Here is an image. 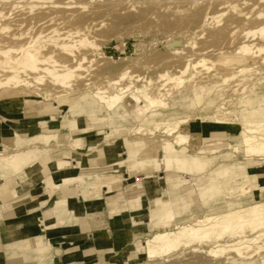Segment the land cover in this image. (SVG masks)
I'll return each instance as SVG.
<instances>
[{"label": "rangeland", "instance_id": "1", "mask_svg": "<svg viewBox=\"0 0 264 264\" xmlns=\"http://www.w3.org/2000/svg\"><path fill=\"white\" fill-rule=\"evenodd\" d=\"M17 1L23 2L25 0ZM41 1L43 3L36 6L34 11H31L30 6L24 3L16 6L0 3V12L5 16L0 18V48L11 49L9 61L13 65H20L23 53L22 48H27L30 43L38 38L39 45L43 48L44 54L50 52L49 50L51 48L47 45V36H49V32L53 28H58L63 32L88 27L87 38L91 41H95L97 46L100 45V49L94 50L93 48L84 47L76 49V53L79 55L82 53L87 54L91 62L85 63L84 66L87 69L82 72L85 77L73 82L75 86L73 85L71 87L72 89L55 86L50 83L48 79H45L42 83H34L32 86L22 85L19 88H16L15 84L9 86V89H17L21 92L15 95H2V89L0 87V114L3 115V117H0V151L3 150L1 149L3 146L4 149L14 148L13 138L18 133L22 139L28 140L29 143L31 141L32 147L36 146V148H39L36 156L32 159L33 161L46 152V149H44L40 143L34 144V138L39 135L47 134L48 132L56 133L58 134L57 141H54L52 144L58 145V147L52 149L54 152L61 151L59 159L68 163V167H66L65 170L66 173H64L65 176H86L82 175L81 171L76 168L78 159L81 157L80 155L85 152L87 154L85 160L87 161V159L98 152L101 155L100 157L103 158L104 164H107L109 160V165L108 167L106 165L104 168H100L97 173L100 174V176L111 174L110 176H112L113 183L119 184V177H116V174H119L120 171L130 169L128 153L125 150L118 151L111 149L112 151H107L105 145L109 143L116 145L117 143L127 142L129 140L137 143L142 141L143 145H141V147L144 145L146 147H144L140 154V159L156 158L157 161L154 164L158 165V163H160V168L155 169L153 165H150L145 168L137 167L134 171L141 173L139 179H144L149 174L151 176L153 174L156 180L159 177L164 178L161 183L165 184V189L157 195L160 201L156 202L154 205L151 202V208L147 205V199L145 200L142 197L141 204L143 206V211L139 213L140 219L136 220L137 222L127 223L125 229L127 228L129 230L126 231V233L125 229L120 227L124 230V233L120 234L116 240L111 241V246L108 247L107 250L102 251L98 257L64 259V261H60L59 259H55V257L53 258L50 252L49 254L47 253V256H49L48 260L46 262H41V264L52 262H54V264H220L224 260L227 263L228 261L226 259L234 255L228 251L218 258H212L201 251L192 252V248L188 247L168 257L149 260L142 250L145 246L146 238L151 235V232L160 231L163 229V226L173 228L176 224L189 222L193 220L194 217H203L206 213H220L228 209V204L231 201L242 203V205L245 206L252 204L256 199L264 202V157H246L241 145H239V151H235L233 147L228 148L227 143L232 144V146L238 145V143L240 144V126L236 123L232 125L229 124L231 119L235 120L233 115H228V122L226 121L227 123L223 122L222 124L217 123L212 117L213 114H218V116L225 115V103L229 101V98H227V92H225V83L222 81L218 82L216 80L217 84L209 85L215 83V80L211 81L210 75L214 74L216 71L222 72V74L225 75V69H229L232 64L224 62V60L226 57H231L232 55L223 52H225V48H233L234 44L237 43V40H232V42H234L232 44L230 41L232 38L228 39L224 34L225 22L229 18V15L225 12V6L216 7V3L211 0H121V2L120 0ZM68 2L76 4L59 5L60 3ZM177 7H180V14L174 13V9ZM239 8L247 11L246 6H241ZM204 10L216 11V19L213 20V22L210 20L211 23H209H213L211 26L209 24L207 28L203 29L199 27V29L198 26H201L204 21ZM55 13H57V15ZM71 13H73L75 17L71 21H68L65 17ZM51 14L58 16V19L54 22H48L49 19L45 17ZM192 14H196V16L193 17ZM241 26L240 30L247 32L253 31L256 27L252 22ZM235 38L234 36V39ZM253 39L254 37L251 38V40ZM172 40L175 41L169 44ZM212 49L217 52H210V50L214 51ZM97 51L99 53H96ZM202 51H205L206 54ZM100 53H102L103 56ZM55 55L61 60L67 57L59 53H55ZM188 59L195 62L205 59L206 63L205 65L198 66L196 69L197 73L195 74L197 78L195 80L184 83L180 88L175 87L174 89L172 84L165 87H171L172 90V95L166 99L168 108H156L160 111V115L155 117L154 120L156 119V121L160 120L159 122H162L171 120L172 117H174L175 120H189L185 121L187 123L181 125L182 127L192 126L191 130H187L190 133L189 142L182 144V146L177 145L176 147L178 150L185 149L188 156H191L190 159H192L193 162L188 161L183 164L174 163L172 166L168 167L167 170L162 161L164 152L161 145L164 143V139L169 138L173 140L174 137H168L167 134L164 133L165 127L162 125L159 126L158 131L154 123L149 124L148 121H145L147 123L138 121L132 114L130 117L124 118H120L117 115L114 121L113 119L105 118L106 113L104 106L86 93V91L90 90L92 87L89 86V88L86 83L92 82L94 87H103L105 86V76L106 78H116L123 70H127L125 68H128L127 71L130 70L129 72L131 74L135 76L140 75V77H142V80L136 82V84L143 85L149 80H152L154 87L163 83L159 81V74L166 73V71L169 73H177L179 70L178 68L183 66ZM19 72V74H16L18 78H26L28 76V73L23 70ZM12 75L14 74L10 70L1 72L2 79H5L6 76L12 77ZM129 81V79H126L123 81L124 83H122L129 84ZM193 82L209 85V87H207V95L203 97L201 104L198 103L191 91L192 85L190 84ZM230 84H232V86L234 85L232 81L229 82V85ZM76 86H79L80 89ZM86 86L88 89H86ZM45 90H50L49 93L51 94L52 92L53 94L50 103L46 105L49 106L48 108L50 110L45 108L47 111L41 112L39 117L35 120L29 121L24 119L25 112L40 110H31L32 107L30 105L23 106L26 97L34 96V98H36L38 97V92L40 93ZM54 94L60 98H57ZM81 96L82 98L80 99ZM61 100L65 101L64 107L60 105ZM212 100L214 101L211 108L205 107V104ZM18 101L20 102L17 103ZM74 101H77L75 104L76 108L79 107L80 104L82 106L86 105L85 107H96L97 115L94 113L95 117L91 118L87 110L81 113L73 112L72 110L75 108L72 107L69 109V107ZM125 102L132 111L135 102L130 98V95H127ZM44 103L47 104V102ZM19 104H21L22 107H19ZM219 104L223 105L222 108L218 110ZM57 107L58 109L51 110ZM226 107H228V105H226ZM33 114L38 113L28 114V116H32ZM11 117L15 120L9 121ZM65 117L70 120H77L79 125H86L88 127L89 130L87 133H89V136L84 138V141H91L90 138L93 137V142L89 144V147L93 149L77 148L74 146L73 137L71 138V136L64 134L60 128H47L53 123L64 121ZM92 119L95 120L92 122ZM152 120L151 118L149 121L152 122ZM138 126L140 129L146 127L145 133L143 129L142 133L137 134L135 130H138ZM41 127H43V129H41ZM78 129H81V127ZM256 134H264V129L257 131ZM204 136L211 137L203 142ZM97 137L102 138L98 139ZM5 139L6 142L3 141ZM102 142L105 143L102 144ZM81 143H83V140L78 141L77 146L81 147ZM214 144H218V146L213 149ZM224 144L225 148H223ZM69 145L73 146V149L70 148ZM26 146H30V144ZM26 146L18 144V150L25 152L30 148ZM95 148H97L95 152L92 151ZM10 149H6V151ZM193 149L196 150L192 151ZM69 152L74 153L75 162L72 159L64 158V156L69 155ZM0 160H2V158H0ZM194 160H198L197 163L199 167H197V169H193L195 166ZM86 161L85 167L95 166L93 163L88 165ZM4 162L3 171L10 175L12 173V176L18 175L17 171L28 165L27 162L19 164L17 157L12 154L11 158ZM236 162H240L242 166L237 169H232V166H234ZM113 163L116 164L113 165L114 167L110 168L109 166ZM120 163H122V165H120ZM223 164H225V170L229 171V175L222 178V182H219L217 181L218 178L216 179L213 176L216 173V168ZM15 166H18L17 170L15 169L16 171L10 173ZM50 169L52 168L50 167ZM50 169L46 170L50 171ZM201 174L207 177L204 178V181L199 179ZM126 178H129L128 174ZM134 181L135 180L130 181L132 184H130L131 186H133ZM250 181L253 182V186L248 183ZM243 182L247 183L246 190L248 191H246L247 193L244 196L239 194V188L227 189L230 188L229 186L237 187ZM125 186H129V182H127ZM198 186L202 187L199 188ZM125 190L130 189L127 188ZM125 196L126 195H121L119 199L123 204L128 202L127 196ZM62 201L63 200L60 199L56 202L57 209H60L61 206L64 205ZM161 201L167 203L165 208L159 206ZM186 202L188 204L187 206ZM53 205L54 204H52L51 207H53ZM54 217L57 219L58 228L60 229L61 224L65 223L64 221H67L66 219L69 217L67 208L63 211L58 210L57 216L55 215ZM152 220L155 221V223L159 222V225H153ZM148 222L149 225L147 224ZM58 233L59 230H56L54 236L58 235ZM228 237L229 235H226V239H229ZM50 243L52 247H55V242L51 240ZM22 245L28 250H31L35 258L42 256L44 259L46 257V252L50 251L44 250L41 251V254L39 253L38 250L43 245L40 239L32 238L23 242ZM214 246L211 244H200L199 248L207 249L210 247L209 249H213ZM262 254H264V251ZM250 255H255V253H250ZM246 258L239 259L235 264H252L251 260H247ZM228 264L231 263L228 262Z\"/></svg>", "mask_w": 264, "mask_h": 264}, {"label": "bare ground", "instance_id": "2", "mask_svg": "<svg viewBox=\"0 0 264 264\" xmlns=\"http://www.w3.org/2000/svg\"><path fill=\"white\" fill-rule=\"evenodd\" d=\"M211 1L216 3V7L225 6V12L229 15V18L225 22L224 34L226 38H232L230 40L231 42L232 40H237V43L234 44L233 48H225V52L222 51L225 54L232 55L231 57H226L224 60V62L231 63L232 66L229 69H225V75L219 71H216L214 74L210 75L211 81L215 80V83H211L209 85L217 84L216 80L218 82L222 81L223 83H225V92H227V98H229V101L225 103V115L218 116V114H213L212 117L217 123L222 124L223 122H228V115H233V117H235V120L231 119L229 124L232 125L233 123H236L238 126H240V144L238 143V145L232 146V144L227 143L228 148L233 147L235 151H239V145H241L243 147V153L246 157H264V134H256L257 131L264 129V0ZM0 3L11 4L15 6L24 3L30 6L31 11H34L35 7L39 4H42L43 2L41 0H25L23 2H18L17 0H0ZM73 4L76 3L68 2L60 3L59 5ZM241 6H246L247 11L240 9L239 7ZM204 11V21L202 22L201 26H198V28H207L211 23L210 20L213 22V20L216 19V11ZM174 13L180 14V7L175 8ZM55 14L57 15V13ZM192 16L194 17L196 16V14H192ZM3 17L5 16H3L2 12H0V18ZM74 17V14L71 13L68 14L65 18L68 21H71ZM45 18L49 19L48 22H54L58 19V16L51 14L49 16H46ZM249 22H252L256 25L253 31L247 32L244 30H240V28L242 27L241 25H246ZM212 24H210V26ZM87 30L88 27H83L75 30L61 32L58 28H53L49 32V36H47V45L51 48L49 50L50 52L44 54L43 48L39 45L38 38L32 43H30L27 48H22V60L19 66L13 65L9 61L11 49L0 48V87L2 89L1 94L4 96H6L7 94H20V91H18L17 89H9V86L14 84L16 85V88H19L22 85L32 86L34 83H42L45 79H48V81L55 86L72 89L71 87L74 85L73 82H75L76 80L83 79L85 77L82 73L83 70L87 69L84 66L85 63L91 62L87 54L82 53L79 55L76 53V49H80V47L93 48L94 50L100 49V45L97 46V43L95 44V41H91L87 38ZM234 36L236 37L235 39ZM253 37L254 39L251 40V38ZM174 41L175 40H172L171 42H169V44L173 43ZM233 43L234 42H232V44ZM210 52L217 51L210 50ZM55 53L63 54L67 57H65L64 60H61L60 58L56 57ZM96 53L99 52L97 51ZM100 54L102 55V53ZM205 63V59H201L196 62L192 61L191 59H188L183 66L178 68L179 70L177 73H169L166 71V73L159 74V81H162L163 83L154 87L152 80H149L148 82H146V84L143 85L136 84V82L142 80V77H140V75L135 76L134 74H131L129 72L130 70L127 71L128 68H125L127 70H123L120 75L116 78H110L109 76V78H106L105 76V86L101 84L103 87H94V84L92 82L86 83L88 87H94H89L90 90H87L86 93H88L90 97H92L102 106H104L106 113L105 118L107 117V119L110 118L114 121L117 115L120 118H124L130 117L132 114L133 117L138 121H148L149 124L154 123L157 129L161 125L164 126V133H166L168 137H174L173 140L169 138L164 139V143L161 145V148L164 152V158L162 161L167 168L172 166L174 163L183 164L188 161L193 162L192 159H190L191 156H188L185 149L178 150L176 147L177 145L182 146V144L189 142L190 133L187 130H191L192 126H181L183 123H187L185 121L189 120H175L174 117H172L174 119L170 117L171 120L159 122L160 120L156 121V119L154 120V118L160 115V111L156 108H168V103L166 102V99L172 95V90L171 87H169L170 89L165 87H167L169 84H172L174 89L175 87L180 88L181 86H183L184 83H188L192 80H195L197 78L195 74L197 73L196 69L200 65H205ZM8 70L12 71L14 75H12V77L6 76L5 79H2L1 72H7ZM20 70H23L24 72L28 73V76L26 78H18L16 74H19ZM126 79L130 80L129 84H123V81H125ZM231 81L234 84L233 86L232 84L229 85V82ZM190 85H192L191 91L193 92L196 100L199 104H201L203 101V97L207 95V87H209V85L202 84L199 82H193ZM76 87L80 89L79 86ZM88 87L86 89H88ZM49 91L45 90L41 91L40 93L37 91L38 97L36 98H34V96L26 97V100L23 102V106L30 105L32 107L31 110H44L45 108L49 109V106L46 105L50 103L51 97L53 95L52 92L50 94ZM127 95H130V98L135 102V106L132 111L128 108V105L125 102ZM54 96L56 95L54 94ZM54 96L53 98L55 99ZM82 96L80 97V99L82 98ZM56 97L60 98L59 96ZM20 101H18L17 103H19ZM77 101L71 103L69 109L75 107ZM213 101L214 100L206 103L205 107L211 108ZM44 102H47V104H45ZM64 103V100L60 101L61 107L65 106ZM222 105H218V110L222 108ZM226 105H228V107H226ZM19 107H22L21 104H19ZM55 109H58V107L53 108L52 110ZM151 118L153 119L152 122L149 121ZM11 119L14 118L11 117ZM94 120L95 119H92V122ZM57 127L60 128L62 132H64V134L71 136V138L73 137L75 143V145H73L76 147L78 141H81L82 139L87 138L89 136V133H87L89 129L86 125L81 126L78 124L77 120H70L67 117H65L64 121L53 123L48 128L54 129ZM80 127L81 129H78ZM143 129L145 133L146 127ZM143 129H140V127L138 126V130L135 131L138 134L142 133ZM57 137L58 134L51 132H48L44 135L36 136L33 140L34 144L40 143L42 147L46 149V152L42 156L35 158L32 161V159L36 156L37 150L39 148H36L34 144V147H32L31 141L29 143L28 140L22 139V137L17 133L13 138L14 148L4 149L3 146V148H1L3 150L0 151V158H2V161H8L11 158L12 154L17 157L20 163L27 162L28 165L21 169L18 176H28L31 173L32 169L41 163L40 160L48 153H51V155L55 158L53 165V168L56 170L55 176L63 175L64 173H66L65 170L66 167H68V163L59 159V157L61 156V151L54 152V150L52 149L58 147V145L52 144L54 141H57ZM210 137L211 136H204L203 142L210 139ZM18 144L21 146H26L30 144V146H26L30 148L25 152H21L22 150H18ZM127 144L128 143L125 141L117 143L116 145H114V147H116L118 151H121L122 149L126 148ZM141 145L143 144H138L135 147L136 151L139 147H141ZM217 146L218 144H214L213 149ZM69 147L73 149V146L69 145ZM223 148H225V144ZM6 149L10 150L6 151ZM194 150L196 149H193L192 151ZM84 155L85 154H81L80 156ZM198 159L202 160L200 158ZM82 161H78L77 165V169L81 171L82 175H86L87 177H96L100 180L102 184L106 183L104 181V178L97 173L100 169L99 167L94 166L87 168L82 164ZM194 161V165L198 166H194L193 169H197V167H199V164L197 163L198 160ZM241 166L242 165L240 162H236V164L232 166V169H237ZM216 171L217 173L213 176L216 179L218 178L221 180V178H225L229 175V171L225 170V167L223 166L218 167ZM64 177L65 176L59 178L58 184H54L51 177L48 178L47 181L48 184L50 183L51 186L55 187V189H61V187L65 183V181L63 180ZM248 183L253 186V182L250 181ZM246 184L247 183L243 182L237 187H234L232 185L233 187L229 186L230 188L227 189L239 188V194L241 196H244L248 192L246 190ZM142 187H140L137 193H140L142 191ZM112 189L113 186L109 185V190ZM227 208L228 209H226L225 211H222L217 214L206 213V215L203 217H194L193 220L186 223L176 224L173 228H167L163 226L162 230L157 232H151V235L146 238L145 246L142 248V250L145 252L149 260L155 258L168 257L174 253H179L180 251H182L183 248L191 247L192 252L201 251L212 258H218L222 256L226 251H228L229 253L234 254L226 259L231 264H235V262L239 259H245L246 257L247 260H251L252 264H264V254H262V252L264 251V202L258 201L256 199L254 202H252V204H248L245 206L242 205V203L231 201L228 204ZM41 222L42 224L47 223L45 220H42ZM46 228L47 230L51 229L49 228L48 224H46ZM226 235H229V239H226ZM200 244H211L212 246H216H214L213 249H209L211 246L207 249H203L199 248ZM44 250L52 251L54 253L55 259H59V257L62 256L61 253L59 255L55 253V251L57 250L56 248L51 246L50 241H46V244H43L38 251L41 254V251ZM250 253H255V255L251 256ZM228 262L226 263V261L224 260L220 264H228Z\"/></svg>", "mask_w": 264, "mask_h": 264}, {"label": "crops", "instance_id": "3", "mask_svg": "<svg viewBox=\"0 0 264 264\" xmlns=\"http://www.w3.org/2000/svg\"><path fill=\"white\" fill-rule=\"evenodd\" d=\"M85 106L80 104L77 108L75 106V109L72 111L81 113L86 112L87 110L90 117H95L94 113L97 115L96 107ZM41 112H45V109L33 112L27 111L24 113V119L29 121L35 120L39 117ZM32 113L38 114L28 116V114ZM0 117H3V115L0 114ZM12 120L15 119H9V121ZM41 129H43V127H41ZM97 138L99 139L102 137ZM93 139V137L90 138L91 141H84V139H82L83 143H81V147L77 146V148L89 149V144L93 142ZM3 141L6 142V139ZM127 142L129 143L126 148L122 150H125L128 153V163L129 166H131L130 169L120 171L119 174H116V177H119V184L113 183L112 176H110L111 174L106 176L101 175L106 182L103 184L96 177L81 175L65 176V174L55 177L56 170L53 168L55 158L51 153L44 156L40 160L41 163L35 166L28 176H12L13 174L11 172L16 171L18 166L13 167V170L10 171L11 175L6 174L3 171L5 162L1 160L0 264H41V262H46L48 260L49 256H47V253L49 254L50 252V255H53L52 257L54 258V253L52 251L46 252V257L44 259L41 257L35 258V255L31 253L32 251L25 248L23 246L24 244L22 245L23 242L32 238L40 239L43 244H46V241L51 240L55 242L54 248H56L57 251H60L62 255L59 257L60 261H64V259L98 257L102 251L107 250L108 247L111 246V241L116 240L120 234L124 233V230L120 227L125 229L127 223L137 222L136 220L140 219L139 213L143 211L141 197L145 200L147 199L148 207H150L152 203L154 205L156 202L160 201L157 198V195L165 189V184L161 183L164 178L159 177L156 180L153 174L152 176L149 174L146 178L139 179L141 173L134 171L137 167L145 168L150 165H153L155 169H159L160 164H154L157 161L156 158L140 159V154L146 146L139 147L137 151L135 147L138 144H143L142 141L137 143L129 140ZM104 143L105 142H102V144ZM105 147L107 148V151H110L111 149L117 150L112 144L105 145ZM96 149L97 148L92 151L95 152ZM84 153H82V155ZM73 154V152H69V155L64 156V158L74 160ZM85 155L78 159L80 162L84 160L82 161L84 166L87 154L85 153ZM100 156V153L97 152L87 159L86 163L88 165L93 163L99 168H104L106 165L108 167L109 160L107 164H104L105 162ZM115 164L116 163H113L109 167H114L113 165ZM120 165H122V163H120ZM221 166L225 167V164ZM50 167L52 169H50ZM21 169L22 168L17 171L18 174ZM46 169H50V171ZM127 174L129 175L128 179L126 178ZM62 176H65L63 179L65 183L61 189H55L50 183L48 184V178L51 177L53 183L58 184L59 178ZM204 178L207 177L202 176V174L199 177L202 181H204ZM132 180H135L133 186H131L132 184L130 183ZM217 181L222 182L220 179ZM127 182H129V186H125ZM109 185L113 186L112 190H109ZM140 187H142V191L137 193ZM127 188L130 190H125ZM121 195L127 196V203L123 204L122 201H119ZM60 199L63 200L62 203H64V205H62L60 209H57L56 202ZM52 204H54L53 207H51ZM161 204L159 206L165 208L167 203L161 201ZM187 205L186 202V206ZM66 208L69 217L66 219L67 221H64L65 223L61 224V228L59 229L58 221L54 216H57L58 210L63 211ZM42 220L47 222L46 224L49 225V228H51L50 230H47L46 224H42ZM147 224L149 225V222ZM152 224L159 225V222L155 223V221L152 220ZM126 229L125 233L129 230ZM56 230H59V233L54 236ZM21 246L23 247L20 248ZM48 264H54V262Z\"/></svg>", "mask_w": 264, "mask_h": 264}, {"label": "water", "instance_id": "4", "mask_svg": "<svg viewBox=\"0 0 264 264\" xmlns=\"http://www.w3.org/2000/svg\"><path fill=\"white\" fill-rule=\"evenodd\" d=\"M55 253H56L57 255H59V254H60V252H59V251H55Z\"/></svg>", "mask_w": 264, "mask_h": 264}]
</instances>
